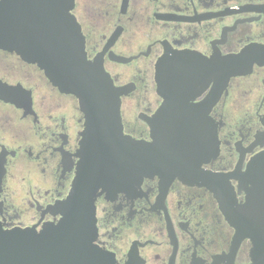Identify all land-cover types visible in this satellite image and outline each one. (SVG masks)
I'll list each match as a JSON object with an SVG mask.
<instances>
[{"label": "flooded vegetation", "instance_id": "flooded-vegetation-1", "mask_svg": "<svg viewBox=\"0 0 264 264\" xmlns=\"http://www.w3.org/2000/svg\"><path fill=\"white\" fill-rule=\"evenodd\" d=\"M70 13L86 60L121 91L123 136L152 142L149 124L167 103L157 94L159 60H194L199 77L209 78L190 104L217 94L202 111L214 126L217 155L191 181L160 172L136 182L134 166L127 167L123 183L98 190L94 245L114 264H251L253 245L234 242L215 190H233L243 203L230 174L264 150V0H74ZM235 56L243 74L210 77ZM84 125L74 96L53 87L36 64L0 49L2 230L39 232L60 220L53 208L71 190Z\"/></svg>", "mask_w": 264, "mask_h": 264}, {"label": "water", "instance_id": "water-1", "mask_svg": "<svg viewBox=\"0 0 264 264\" xmlns=\"http://www.w3.org/2000/svg\"><path fill=\"white\" fill-rule=\"evenodd\" d=\"M73 4L74 0H0V49L36 64L53 87L77 99L85 117L76 176L67 197L53 208L60 220L39 232L0 228V264H114L93 243L98 190L123 183L120 173L129 166L138 173L136 182L143 175L160 172L195 180L201 164L218 153L214 126L202 114L217 94L198 105L189 103L198 84L209 80L199 77L194 60L188 66L178 58L158 61L157 94L165 96L167 103L149 124L152 142L123 136L121 91L100 64L86 60L83 36L70 13ZM240 60V56L226 59L227 66L211 68L210 77L219 82L243 74ZM230 177L238 181L244 202H236L233 190L229 196L227 191L215 190V196L235 230L234 242L249 239L251 264H264V150L243 172L235 171Z\"/></svg>", "mask_w": 264, "mask_h": 264}]
</instances>
